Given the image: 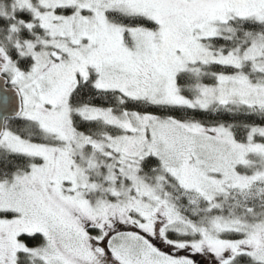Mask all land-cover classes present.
<instances>
[{
    "label": "snow or ice",
    "instance_id": "6c2138e0",
    "mask_svg": "<svg viewBox=\"0 0 264 264\" xmlns=\"http://www.w3.org/2000/svg\"><path fill=\"white\" fill-rule=\"evenodd\" d=\"M0 264H264V0H0Z\"/></svg>",
    "mask_w": 264,
    "mask_h": 264
}]
</instances>
